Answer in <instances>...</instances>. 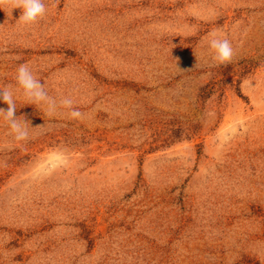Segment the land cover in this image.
Returning <instances> with one entry per match:
<instances>
[{"label": "rangeland", "instance_id": "obj_1", "mask_svg": "<svg viewBox=\"0 0 264 264\" xmlns=\"http://www.w3.org/2000/svg\"><path fill=\"white\" fill-rule=\"evenodd\" d=\"M44 3L0 10V87L27 63L83 118L0 120V264H264V0Z\"/></svg>", "mask_w": 264, "mask_h": 264}, {"label": "clouds", "instance_id": "obj_2", "mask_svg": "<svg viewBox=\"0 0 264 264\" xmlns=\"http://www.w3.org/2000/svg\"><path fill=\"white\" fill-rule=\"evenodd\" d=\"M6 9L12 15L14 9H21V14L16 20L22 26H32L42 20L46 15V5L44 0H0V10ZM208 49L211 59V66H227L231 63L235 50L231 41L226 37L221 29H215L208 33ZM17 87L5 85L0 87V101L7 105V108H0V120H2L9 132L17 142L29 139L30 122L24 116H17L16 94L22 95L27 104L34 105L40 110L43 107L45 114L52 117L58 107L68 109L70 119H82L83 113L73 107L74 101L70 97L57 100L50 96L45 89V85L37 79L27 63L20 64L16 73ZM45 125L38 126L44 127Z\"/></svg>", "mask_w": 264, "mask_h": 264}]
</instances>
